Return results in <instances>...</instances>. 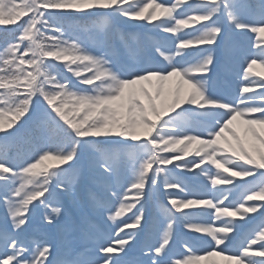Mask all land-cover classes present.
I'll return each mask as SVG.
<instances>
[{"label": "snow or ice", "instance_id": "1", "mask_svg": "<svg viewBox=\"0 0 264 264\" xmlns=\"http://www.w3.org/2000/svg\"><path fill=\"white\" fill-rule=\"evenodd\" d=\"M0 26V264H264V0H0Z\"/></svg>", "mask_w": 264, "mask_h": 264}, {"label": "rangeland", "instance_id": "2", "mask_svg": "<svg viewBox=\"0 0 264 264\" xmlns=\"http://www.w3.org/2000/svg\"><path fill=\"white\" fill-rule=\"evenodd\" d=\"M249 35H251V34H249ZM246 43H247V41H246ZM254 70H255V71H261V69H259V68H255ZM237 83H238L237 81L233 80L232 85H231L232 91H233L234 93L237 91V88H236ZM213 171H215V170L213 169ZM128 215H131V214L129 213ZM261 222H264V220H259L257 224H259V223H261ZM257 224H256V225H257ZM256 225H255V226H256ZM113 235H114V234H113ZM101 242H103V241H101ZM211 259L214 260V261H220V258H219V257H213V258H211ZM220 264H223V262H220Z\"/></svg>", "mask_w": 264, "mask_h": 264}, {"label": "trees", "instance_id": "3", "mask_svg": "<svg viewBox=\"0 0 264 264\" xmlns=\"http://www.w3.org/2000/svg\"><path fill=\"white\" fill-rule=\"evenodd\" d=\"M24 19V18H23ZM23 19L21 20V21H19L18 23H22L23 22ZM0 27H2V26H0ZM8 28H14V27H16V25H9V26H7ZM0 43H2V41H0Z\"/></svg>", "mask_w": 264, "mask_h": 264}]
</instances>
